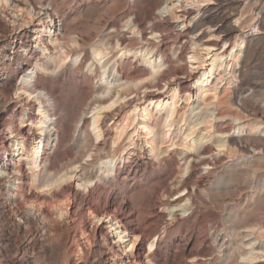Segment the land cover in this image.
I'll use <instances>...</instances> for the list:
<instances>
[{
	"label": "rangeland",
	"instance_id": "1",
	"mask_svg": "<svg viewBox=\"0 0 264 264\" xmlns=\"http://www.w3.org/2000/svg\"><path fill=\"white\" fill-rule=\"evenodd\" d=\"M16 1L29 10L45 8L44 10L53 12L57 23L55 33L61 39L63 48L70 51V45L66 42L68 37L78 41L80 46V49L79 46L77 48V60L80 62L74 63L76 56L73 55L64 66L55 68L56 71L45 74L37 72L31 83L34 89L43 90L50 99L44 105L50 115V128L43 136L44 147L40 157L42 166L37 171L41 174L44 168H48L45 175L30 185L26 161L21 166L22 185L16 204L18 207L22 204L19 200L22 194L29 199L38 214L27 225L26 231L33 232L37 227L43 236L42 242L36 244L33 251H29L28 256H31H27L23 264H97L92 261L94 258L98 259L96 256H99L100 250L106 252L110 248L111 241L104 244L99 240V234L103 233L105 236L107 229L99 226L100 222L92 215L111 216L118 219L124 227L141 233L134 245L133 255L148 264L152 261L154 264H264V0H210L212 4L198 5L190 10L193 13L189 18L198 14L194 27L185 31L181 30L182 17L177 23H172L168 14L154 10L159 2L167 0ZM168 1H173L178 9L181 7V12H177L179 15L187 12L189 6L186 5V0ZM10 7H7L8 13L12 11ZM227 15L228 19L223 23L222 18ZM2 16L0 14V57L10 55L12 50L6 46L9 18ZM27 18L26 20H30ZM46 21L44 20L45 25ZM219 25L226 32H231L229 28H233L227 47L232 48L234 42H239L238 38L243 39L244 44L237 65L231 68L235 77L230 78L225 72L222 82L219 83L217 77L214 80L218 82L221 93L217 106L223 101L220 105L224 107L219 106V110H214L210 106L209 111H206L196 100L195 87L188 82L182 87L183 91L191 93L189 105H185L187 96L181 95L177 106L179 119H175L169 138L176 144L181 143V134L188 126L194 125L197 129L192 136L196 140L195 150L162 144L159 128H155L153 138L158 150H150L146 143L148 138L138 125L137 132L132 134L134 123L129 126L127 135L118 138L116 133L125 116L131 113L133 105L143 106L145 93L155 91L163 94L165 82L176 78L184 80L183 74L189 70V60L186 57L192 54L189 39L198 36V41L209 38L214 42L218 35L214 29ZM135 27L142 33H131ZM207 28L210 29L209 33ZM188 31L193 35L187 36ZM31 35L29 31L22 40L31 38ZM141 36H146L149 40L140 41ZM117 38H123V47H114ZM41 39L43 44L39 43L37 49L32 44L30 53L40 62H45V57L49 54L53 57L54 52L44 36ZM175 40L179 43L172 45ZM98 42H103V47L109 50L112 45L114 47L106 52L109 67L106 68L104 78L108 82L117 78L118 82L114 85L126 84L117 91L114 90L121 93L122 97L113 107L121 108L119 115L116 118H103L105 110L100 111L99 139L89 125L92 123V114L98 111L97 104L107 101L104 83L98 77L100 71L92 64L90 57L91 48L98 45ZM44 47L50 51L42 52ZM135 48L139 52L133 51ZM142 52L151 60L160 58L164 62L159 75L155 76L156 88H142L151 80L145 78L146 66L140 56ZM175 55L181 61L171 68V60ZM199 55L204 56L200 52ZM27 56L25 54L24 59L30 65L34 60ZM24 59L4 58L10 85L19 86L12 71L21 66ZM29 65L25 66L28 71ZM135 83H139L138 89L132 86ZM226 87L230 89L224 91ZM162 96L168 98L169 94ZM129 100H135V103L128 107L126 102ZM110 104L108 102L105 106ZM18 106L19 103H11L6 108L0 107L3 112L0 113L1 127L10 118L15 127L28 123L24 117L25 108ZM211 112L225 116L223 119H215L216 122L213 120L212 127L214 129L215 125L220 126L226 134L220 138V135H215L204 138L205 140L199 139V136L205 135V128L209 126L201 122L209 121ZM33 114L34 111L30 114L31 118H34ZM137 114L142 113L140 111ZM229 116L240 119L233 121ZM19 118L22 120L20 124ZM138 120L140 122L141 117ZM255 123L258 126H253ZM31 132L37 133L32 129L26 136H30ZM131 134L133 141L130 143L128 137ZM218 139L221 143L213 142ZM228 140L236 142V145L230 144V147H235V152L231 154H228L225 147H220L222 150L216 147L228 143ZM31 144L32 141L27 139V151ZM7 153H10L8 149ZM204 162L208 164L204 165ZM62 175L67 179L71 178L53 183L52 180L55 181ZM48 180L52 182L50 185ZM2 192L4 193L1 191L0 196L4 197ZM20 208L21 206L19 210ZM0 215V226L5 232L4 236H7L11 231L8 228L7 214L0 210ZM21 235L17 236L18 240ZM8 244L1 251L2 256L5 254L3 257L7 253L8 256L13 253L14 242ZM121 251L120 248L117 249L118 254ZM251 255L258 258L252 260ZM3 260L4 258L0 260L1 264H5Z\"/></svg>",
	"mask_w": 264,
	"mask_h": 264
},
{
	"label": "bare ground",
	"instance_id": "2",
	"mask_svg": "<svg viewBox=\"0 0 264 264\" xmlns=\"http://www.w3.org/2000/svg\"><path fill=\"white\" fill-rule=\"evenodd\" d=\"M177 1L180 2V0H177ZM8 3H9V5H7ZM206 4H212V2L210 0H186V5L189 6L186 9L187 12L185 11L186 13L184 12V14L182 13L179 15L177 12H181V10H179L181 7L178 9V6L176 4H174L173 1L171 2V1L167 0L166 2H159V4H157L155 6L154 10L158 11V13L168 14L170 19L172 20V23H177V21L182 17L183 20L181 21L182 22V24H181L182 29L181 30L185 31L190 27H194V25H195L194 22L196 20L197 14H198V13H196V15H193L192 17L189 18V16H191L193 13V12H190V10L193 9L195 6L206 5ZM8 6H11L10 8L12 9V11H10V13H8V11H7ZM38 9L32 8L31 10H29L25 6H20L19 2L17 3L16 0H0V14H3V16L6 15L9 18V22H7V23L10 24L9 33H8L7 38H6L7 39L6 46L9 47V49H12L10 51V55L0 57V107L6 108L11 103H15V104L19 103L18 107L25 108L24 117L27 118L26 121L28 122V123L22 124V126H20V127L16 126L17 128L15 127L14 122H13V120H11V118L2 127H1V123H0V190L4 191V193L2 192L3 193L2 196H4V197L0 196L2 198V200L0 201V210H1V213L5 212L7 214L6 219L8 220V225H9L8 228L11 229V231L7 234V236H4L3 233H5V232L2 231V227L0 226V260L2 258H4L3 261L5 262V264H23L24 262H26L27 258L31 256V255L28 256L29 251H33L34 246L36 244L42 242V240H43V236H42V234L39 233L40 231L37 229V227H36L35 231H33V232L32 231L31 232L26 231L27 225L29 223H32L30 221L34 220V218L38 214V213H36L35 208H33L34 206L32 204H30V201H28L29 199L25 198L24 197L25 195L22 196L23 194L22 195L20 194L21 195L20 199L18 198L22 202V204L20 205L21 206L20 210H19L20 206L18 207L16 204L17 197L19 196V191H20L21 185H22L21 166H22L23 161H26L25 163L28 166L27 169L30 173L29 174L30 185L32 183H34L37 180V178L41 177L42 175H45V173L48 171V168H44V171L41 174L37 173L38 168H40L41 161H42V159L40 157H41V153H42V148L44 147L43 136H44V134H46L49 131V128H50V126L48 125V122L50 121V115L48 113V109L44 106L47 102H49L50 99H49L48 95L43 90H38L37 88L34 89L35 87L31 83L34 82V79L37 76V72L45 74V73H48L49 71L50 72L53 71L55 68H60V67L64 66L67 59H71L73 57V55L76 56V58L73 59V62L76 63L77 61H79V60H77V56H78L77 54L79 52L77 49L79 46L77 43L78 41H76L72 37H68V39H67L68 41H66V42H68V45H70L72 48L69 46L70 51H68L69 49H67V48H66L67 50H65L63 48V46L61 45V41H60L61 39L59 37H57V34L55 33L57 31V26H56L57 23H55L53 12H48V11L44 10L45 8H43V10H38ZM7 13H8V15H7ZM156 14H157V12H156ZM34 16H35V19H34ZM27 17H29L30 20H26ZM31 18H33V19H31ZM46 19H47V21H46ZM227 19H228V15H227V17L222 18V20H223L222 22L226 23ZM44 20L47 22L46 25L44 23ZM128 21L131 22L130 20H128ZM209 21H211V20H209ZM229 29L231 32H226V30L225 31L221 30L220 25L217 27L215 26L214 30L218 33V35L216 38H214V42L212 39H209V38L205 39V40L198 41L199 40V38H197L198 36L194 37L192 39H189V41L187 40L188 43H190L192 46V54H190L188 57H186V59L189 60L188 61V69L189 70H187V73L183 74L184 80H181L182 78H176V79L169 80V81L165 82V86L163 87L165 89V91L163 94H160L159 92L155 93V91H153L154 93L153 92L145 93L144 94L145 102H144L143 106L141 107V106L133 105L132 110H130L131 113L127 114L125 116L122 126L120 127V129L116 133L119 135L118 138L123 137L125 134L127 135L128 134L127 131H128L129 126L134 123L135 129L132 132V134L134 135L137 132L136 125H138L139 126L138 128L141 129L143 131L142 133L144 135H146L148 138L146 143L150 147V150H153V151L158 150L156 148L157 147L156 143L153 141V138L155 136V132H154L155 128H159L161 130L162 142L161 141L160 142L162 144L167 143L168 147L178 145L179 146L178 148H182L185 150H192V149L195 150L194 147L196 145V140L193 139L192 136H194V134H196L197 129L195 128L196 126H194V125L191 126L192 124L190 125L191 127L188 126L189 128L187 127L183 133L181 132L182 133L181 135L183 136V138H181V143L176 144L175 142H172L171 138H169V137H171L170 135H171L174 123H175V119H177V117L179 116V111L177 110V106H178L180 98L183 95L187 96V99H188V101L185 100L186 101L185 105H189L191 93L188 91H183L182 87L185 84V82H188L190 85H193L195 87L194 90H195L196 100L199 101V103L202 105L201 107L204 108L206 111H209L208 108L210 106L214 107V110H219L217 107L223 106L222 104L220 105L221 102L223 103V101H221V100H220L221 102L219 103V106H217L221 93H220V90L218 88V82H214V80L217 77L216 78L217 81H219V83H220V81L222 82L221 78L224 76L225 72H227V74L230 76V78L235 77L236 74L234 75V73H233L234 71L231 72V68L233 66L237 65L238 60L240 59V57H238V56H239L241 49L243 48V44H244V40L241 38H238L239 42L238 43L234 42L232 48L227 47V44L229 43L230 36L233 32L232 31L233 28H229ZM229 29H227V30H229ZM29 31L32 33L31 38L22 40L23 38H26ZM133 32L140 33L141 31L139 32V30L136 29V27H135V28H133L131 33H133ZM209 32H210V29L207 28V33H209ZM189 34L193 35L191 32L189 33V31H188L186 35L188 36ZM43 36L45 38L46 43L51 47L54 54H53V57H51L49 54V56L45 57L46 58L45 62L44 61L40 62L38 58H35L32 56V54L30 53L31 52L30 50L33 47L32 44H35V46L33 47L35 49H37L39 47L38 46L39 43L43 44L42 39H41ZM146 36H141L140 41L141 40H144V41L149 40V38H147ZM180 37H181V35H180ZM63 40L64 39H62V41ZM36 41L38 42L37 44L35 43ZM101 43H103V42H101ZM101 43H99L98 45L93 46L91 48V56H90V57H92V60H93V62L91 61L92 64H95V67H97L98 71H100V74L98 73V75H99L98 77H100V79H99L100 82L104 83L103 90L105 91V93L107 95V101L105 103H98L97 104L96 108H98V111H96V113L92 114V123L89 124L90 126H92L93 131L96 132V138L101 137V132H100V129L98 126V122L100 121V115H101L100 111L105 110L106 114L103 116V118H106V117L113 118L115 116H118L121 108L116 109L113 107H115L114 105L122 97L120 95L121 93L119 94V92H116V91L118 88L124 87L126 85L125 83L121 84V85H114L115 82H118L117 78H113L112 82H108L107 79H105L106 77L104 78V76L107 74L106 68L108 69V67H109V66L107 67L109 59L106 58L107 57L106 52H108L109 48H104L103 47L104 45ZM123 43H124L123 38L122 39L117 38V40L115 41L114 47H121L123 45ZM177 43H179V41L175 40L172 43V45H174V44L176 45ZM114 47L112 45V48L110 50L114 49ZM133 47H135V46H133ZM79 49H80V46H79ZM136 49L137 48H135V50L133 49V51L139 52V50H136ZM48 50L49 49L44 47V49H42V52H47ZM199 52H200V54L201 53L204 54V56H200ZM25 54L28 55L27 57L29 59H31L33 57L32 60H34V61H31L30 65H29V63H27L28 60L24 59ZM140 56H141L143 63L146 66V77L145 78H146V80L148 78H151V80L147 82L148 85L142 84L143 85L142 88L143 89L156 88V84L154 82L156 81L157 77L155 78V76L162 69L164 62H162L160 60V58L156 61L151 60L150 57L149 56L146 57V53H143V52ZM4 58H10L11 60L17 59V58L22 59V60L24 59L21 66H18V68L16 70L12 71L13 77L15 79H18V81H19V84H18L19 86L9 84L8 77H7L8 68H7V65L5 64L6 62H5ZM179 61H181L179 56L175 55L173 57V59L171 60L170 67L174 68V65L177 62L179 63ZM27 65H29V71H28V68H25V66H27ZM56 70H54V71H56ZM230 78H228V79H230ZM138 84L139 83H135V84H133V85L131 84V85L138 89L140 87V86L139 87L137 86ZM110 85L111 86L113 85V86L109 87ZM228 85H230V81L228 82ZM228 88L230 89V87L224 88V91H227ZM129 89H130V87H129ZM157 89L159 90V88H157ZM180 89H182V91H179ZM114 90H116V91H114ZM2 92H4L5 95H3ZM165 94H169L168 98H165L164 96H162ZM224 94H226V93H224ZM123 95H125V94H123ZM224 97H226V96H224ZM24 98H26L27 100H24ZM228 99H225V100H228ZM194 100H195V98H194ZM108 102H110L111 104L108 106L107 105L105 106V104ZM134 103H135V100H132V101L129 100L126 102V106L129 107ZM231 103H233V102H230V104ZM231 105L233 106L234 104H231ZM126 106H124V107H126ZM226 106H227V104H226ZM204 109H202V110L204 111ZM236 109H239V107H237ZM231 110H233V109L231 108ZM33 111L35 112V114H33L34 118H31L30 114H32ZM136 111H138V112L141 111L142 114L138 115L137 114L138 112L135 113ZM0 113H3V112L0 111ZM214 113H216V112H214ZM211 114H212L211 116L210 115L208 116L210 118V120L208 117L206 118L209 121L201 122V123H204L205 125L209 124V126H207L205 128L207 130V131H205V135H203V133H201V135H203V136H199V139L200 138L201 139L210 138V137L215 136V135H220L219 136V138H220V137H222V135L224 133L226 134L225 130H223V129L221 130L220 126L215 125L214 129L212 127L213 120L215 121V119H223L225 116H223L222 113L221 114L217 113L214 115L213 112H211ZM237 116L236 117L229 116V119L231 118V120L236 121V120L240 119L239 117L237 118ZM139 117H141L140 122L138 120ZM1 118L2 117L0 114V119ZM178 119H179V117H178ZM18 120L20 121L19 124L22 123L21 118H19ZM185 124H187V123H185ZM258 124H260V123H258ZM253 126L256 127L258 125L255 123ZM202 127H204V126H202ZM32 129H35L37 131V133L31 132L30 136L29 135L26 136L27 132H30V130L32 131ZM200 132H199V134H200ZM202 132H204V130ZM132 134L128 137V139L130 140V143L133 141ZM27 139H30L32 141V144L30 146L31 148L28 151H27V147H26ZM225 140H227V139H225ZM213 142L218 144V143H221V140L218 139V140L213 141ZM235 143H236L235 140H230L228 143H223L222 145H216V147L219 149H221L220 147H225L228 154H231V153L235 152V147L233 148L231 146L232 147V149H231L230 144L236 145ZM7 149L9 150L10 153H7ZM213 151H215V150H213ZM186 152H188V151H186ZM7 161H8V163H7ZM203 164L207 165L208 163L204 162ZM44 167H47V166H44ZM48 175H47V177H48ZM70 178L67 179V177H65V175L64 176L62 175L59 179H57L55 181L52 180V181H53V183H56V182L61 181L62 179L67 181ZM50 180H51V178H50ZM64 180H62V182ZM15 182H16V184H15ZM42 183H44V182H41V184ZM51 183L49 181V185ZM78 186H80V185H78ZM11 187L13 189H11ZM39 187H41V185ZM9 191L11 193H9ZM15 207L17 210L15 209ZM41 207H39V209ZM92 216L96 219L97 222H100L99 226H102L105 229H107L105 236L103 235V233H102L103 236L101 234H99V236H100L99 240H102L104 242V244L108 241H111L110 248H108L106 250V252L104 250L103 251L98 250L99 256H96V257H98V259L95 260V258H94V260L92 261L93 263H97V264H148V263L141 261V259H139V257L137 258V256L135 257L133 255L134 245L137 244L138 239L141 237V235H140L141 233H137V231L136 230L134 231V229L131 230V229L124 227L122 224H120V221L118 219L113 218L111 216H106V217H98L95 215H92ZM20 233L22 235L18 240L17 236ZM11 241L14 242L13 253H12V255L8 256L7 255L8 253L6 252L7 253L6 256L3 257L5 254L2 256L1 251L4 250L5 248H7L9 245L8 243H10ZM106 246H107V244H106ZM108 246H109V244H108ZM103 247H104V245H103ZM118 248H120L122 250L120 254L117 253ZM96 253H97V250H96ZM31 254L34 255L33 252H31ZM94 254H95V252H94ZM251 256H253V255H251ZM255 256H257V254ZM255 256H253L251 259L253 260V259L258 258ZM259 258H260V256H259ZM148 259H146V260H148ZM152 262L150 264H154Z\"/></svg>",
	"mask_w": 264,
	"mask_h": 264
}]
</instances>
